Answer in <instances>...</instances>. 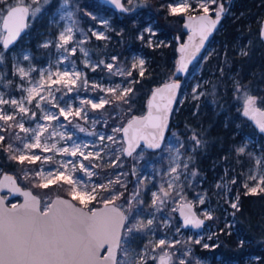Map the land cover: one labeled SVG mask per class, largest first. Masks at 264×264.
<instances>
[{"label":"snow or ice","instance_id":"obj_1","mask_svg":"<svg viewBox=\"0 0 264 264\" xmlns=\"http://www.w3.org/2000/svg\"><path fill=\"white\" fill-rule=\"evenodd\" d=\"M48 2L49 0H43L45 5ZM107 2L123 13L135 12L141 6L140 0L135 3L134 0ZM161 8L166 10L168 17H181L184 28L190 30L188 43L179 46L181 55L175 68L176 73H186L188 65L204 46V41L220 24L226 11L224 3L220 0H166ZM42 10L41 0H0V28L3 30L0 69L5 67L6 55H10L9 47L29 27L28 20L35 19ZM58 11L59 19L67 23L53 38L45 39L40 47H55L59 53L57 65L67 62L70 67L63 70L57 67L52 71L50 65L49 68L38 70L31 64V56L23 55V61H29L27 68L14 61L11 76L0 70V89H3L0 90V152L6 160L23 166L21 179L31 180L34 189L67 186L69 198L46 199L42 206L38 194L22 189L15 176L4 173L3 180H0V264H117V251L121 253L122 264H192L189 260L191 249L177 250L176 245L181 241L169 240L166 232H161L157 240L147 241L137 251H133L129 245L137 237H155L158 230L171 228L173 217L166 209L178 212L182 217L181 225L175 228L177 233L181 227L199 229L205 220L213 219L211 208L201 209L203 219L194 211L196 205H205L208 195L206 192H197L195 203L187 200L184 195L185 185L190 184L198 175L195 167L189 170L190 164L194 165V159L188 153L194 154L205 143L201 133L196 129L190 130L187 148L176 137L174 145L164 146L169 153V164L163 171V176L167 179L154 185L156 190L147 186L152 183L148 176H140L133 191L126 196L127 183L122 177L127 173L124 172H118L107 182L91 180L92 176L99 175L95 169L103 166V154L110 145L118 146L112 148V154L115 155V159L109 161L112 167H123L120 154L125 158L133 157L134 160L141 158L142 153H136V150L141 147L142 141L148 149L162 148L169 114L181 88L179 80L172 79L162 88L153 91L146 115H132L126 122L114 126L111 135L95 134L100 143L93 141L92 150H89L88 143L73 140L68 125H72L73 129L78 128L80 132L85 131L78 123L73 124L77 119L88 120L85 106L99 110L104 109L105 105H116L118 108L126 107L130 113L135 99L134 85L140 82L139 78L145 76L146 61L133 57L128 70L114 63L119 59L117 56H112V62L108 63L103 60L90 62L87 59L88 51L84 48L89 33L97 40L110 39L106 35L110 27L109 21L99 19L92 12H84V16L104 26L103 30L90 27L85 32L79 27L76 15L80 9L74 0H61ZM259 35L264 41V27L260 29ZM156 36V30L149 24L140 31L137 38L149 47H166L163 41L153 42ZM77 51L85 57L83 63L92 72L102 67L109 73L110 83L112 76L123 77L124 81L108 87L95 82L90 85L87 74L77 70L75 63L70 60V56ZM240 55L247 56L248 53L241 49ZM133 71H136L138 78L128 79L133 76ZM33 72L37 73L38 78H33ZM13 77L19 78V82L14 85L18 96L7 91L13 87ZM78 82L80 88L86 90L91 87L92 91L98 90L102 95L80 98L78 106L65 101V96L79 91ZM199 88L200 85L197 84L192 89L193 100H199L205 95L198 91ZM233 88L238 94L237 99L243 100V116L253 121L259 132L264 134V109L258 106L264 105V97L250 94L248 86L240 81H235ZM56 93H60V97ZM26 124L29 126L26 127ZM251 139L249 137L248 142L235 149L237 156L246 154ZM105 140L109 144H104ZM61 142L63 145L58 146ZM46 153L50 154L45 155ZM57 155L61 158L54 159ZM247 155L253 157L251 152H247ZM253 158L255 168L238 185L236 176H232L230 180L222 177L223 183L215 185L220 190L218 194H222L225 202L235 210L231 213L233 217L240 211V193H232L230 185L242 188L244 196H264V169H261L264 156ZM85 161L88 163L85 164ZM37 162H40L39 167H28ZM77 166L87 179L74 178ZM227 171L226 169V176ZM131 174L136 176L135 166L132 167ZM229 193H232V199L227 198ZM149 194L150 200L146 204L144 196ZM16 195L23 196L22 203H7ZM225 227L231 229L233 224L228 223ZM228 235H231L230 231ZM208 239H212V236ZM195 243L201 244V239H196ZM243 244L244 240H239L241 247ZM106 245L107 253L101 256L100 252ZM201 246L205 249L218 247L208 243ZM196 264H201V261L197 260Z\"/></svg>","mask_w":264,"mask_h":264},{"label":"rangeland","instance_id":"obj_2","mask_svg":"<svg viewBox=\"0 0 264 264\" xmlns=\"http://www.w3.org/2000/svg\"><path fill=\"white\" fill-rule=\"evenodd\" d=\"M93 3L94 6L99 7V10H93L89 7L87 8V5H84V3ZM136 0H134V3ZM220 2L223 3V0H220ZM231 2V0H230ZM61 3V0H49V2L45 5L43 4V0H41V6H42V12L38 14V16L35 19H29V28L27 31V34L23 36V38L18 42L13 48L8 49V52L10 55H6L5 59V67L3 69H0L2 71H5L8 76H11V69L12 64L14 61H18L21 63L22 66L25 68L28 67L29 61H23L22 57L23 55H30L31 56V64L36 69H46L49 68L51 65V70L55 71L57 67H59L61 70H63L66 67H70V65L65 62L63 64L57 65V57L59 53H57L55 47L50 48H42L40 47V44L43 43L45 39L53 38L54 35L57 33V31L62 28L67 21H63L59 19V11H58V5ZM74 3H76L79 6L80 11L77 12L76 18L79 20V27L82 28L85 32L88 31L90 27H94L96 30H103L104 26L99 24L97 21H93L90 18L83 15L84 12H92L93 14L97 15L99 19H106L109 21V29L106 32V35L111 38L112 32H117V28L114 26L113 21L110 16H107L103 12H101L102 8L108 5L102 3L100 0H74ZM140 7L136 8L135 12H129L130 14H136L138 11H140L141 7L146 6L145 0H140ZM89 6V5H88ZM231 6V5H230ZM230 6H226V13L225 17L230 16ZM101 7V9H100ZM212 7H215L214 5ZM111 8V7H109ZM113 9V8H111ZM114 10V9H113ZM115 11V10H114ZM117 12V11H115ZM121 13V12H120ZM243 15V14H242ZM241 15V16H242ZM55 18V22H54ZM248 19V17L246 18ZM149 24H151L154 29L157 32V36L154 38V43L157 40L163 41L167 47L171 45L173 40H177V35L171 36L170 40H164L163 38L159 37L160 30L158 27H156V22H149L144 25L141 30L144 27H147ZM251 24L248 23V26ZM247 26V27H248ZM42 31L40 28H42ZM249 28V27H248ZM250 29V28H249ZM247 31H251V30ZM36 31L38 32V35H35V39L38 40V50L37 52H34L30 47L26 46L28 42H30L29 38L31 37L30 33ZM224 31V30H222ZM3 30L0 28V41L3 40ZM243 36V35H242ZM241 36V37H242ZM240 37V38H241ZM238 39L237 43L234 45L235 51L240 55L241 49L244 51H247L249 53V48L251 44L253 43V39L250 41L248 39L245 43L242 42L241 39ZM108 40H97L95 37L91 36L89 33V39L84 44V48L88 51V57L87 59L90 62H97L100 60L105 61V63L112 62L111 57L116 56L114 55V50H116L117 46L115 45H109ZM141 41V40H140ZM143 42V41H142ZM143 46H147L145 43H143ZM220 41L218 39H212L209 43L208 48L206 49V52L204 56L199 59L190 69L188 75L183 80V86L185 87L184 92L182 94V97L180 99V106L183 103H188V106L195 103V110H203L204 108H207L208 106H211L214 102V99L217 98L219 101L221 100V96L218 95V88L220 85V82L218 81L216 76L210 73L208 69H205L206 62L210 60L211 56L217 55V50L220 48ZM0 48H2V44H0ZM143 48V47H142ZM139 49L132 53V55L129 57V61L126 63L121 62H114L116 64H119L124 69L128 70L131 67V64L133 63V57H140L145 59L147 68V71L150 67V58L145 53V48ZM152 48H158V47H150ZM85 57L77 51V53L73 56H70V60L75 63V66L77 70H80L87 74V78L89 81V84L95 82L102 84L105 87L111 86L115 83H121L124 81L123 77L120 76H112L111 77V83L109 80V73L107 70L101 68H98L96 72H92L90 68L85 67L83 61ZM173 65L171 67L172 71L176 68V62L177 58L173 59ZM115 71V68L113 69ZM205 71L208 72V74L205 73ZM136 71H133V76L136 75ZM32 76L34 79L38 78V75L36 72L32 73ZM132 76V77H133ZM132 77H129L128 79H133ZM230 79L232 81L231 86L229 85V88L232 89V94L235 95L234 103H235V109L240 111L242 113V107H243V100L237 99V93L234 91L233 85L235 81H240L241 83L248 86L250 89V94L255 95L257 97H263L259 96L255 93L256 86L251 85L250 83L243 81L241 77H239L238 73L230 75ZM13 87L8 89L7 91L12 92L13 95H19V93H16L14 91V85L15 83L19 82L18 77H13ZM197 84L200 85V88L198 91H202L205 93V95L201 96L199 100H193L192 98V89ZM79 91L73 92L69 96H65V101L72 102L75 106L79 105V99L80 98H95L99 95H102L98 90L92 91L91 87L88 89L80 88V82H78L77 85ZM3 90V89H0ZM57 97H60V93L55 94ZM63 103V101H61ZM223 105V102L221 103ZM259 105V104H258ZM198 106V108H197ZM87 110L88 120H74L73 124H79L81 127L85 128L84 132H80L78 128L73 129L72 125H68L69 132L73 137V140L80 142V143H88L89 144V150H92V142L95 141L97 144L100 142L97 140V136L95 134H104L105 136L112 134V128L114 126H119L122 123H124V118L122 114L117 113V116L120 117L117 123L114 126L110 127V120L105 119L103 114L98 113V110H92L90 106H85ZM101 110V109H99ZM220 114H216L214 118L219 117ZM199 118H204L205 114L201 113L198 115ZM39 118V113H38ZM129 119V118H128ZM127 119V120H128ZM95 120V123L93 121ZM126 120V121H127ZM125 121V122H126ZM55 123V122H53ZM175 124H177L175 122ZM201 124L202 121L198 120L195 122L194 125L191 127H187L186 134L182 132L176 127H172L171 131L169 132V136L166 140L165 145H174V137L178 138L179 140L184 142L185 148L188 146V136L191 135V129H196L197 132H201ZM26 127L29 125L26 124ZM226 126V125H225ZM253 125L249 122L246 123L244 121H238V123L235 125V128H237V132L243 134L242 139L239 141V143L235 146L234 150H229L227 154H223L222 157H210V152H219L221 150L220 146H214L213 142L209 140H205V143L202 147H200L194 154L188 153L190 155H193L194 159V165L190 164V169L192 167H195L198 171V175L195 177L194 180L190 181V184L185 185L184 195L187 200L193 201L195 203V195L197 192H206L207 198L205 205H196V210L198 211L199 215L201 212V209L204 208H211L213 219L208 220V223L205 226L204 231L202 232H196L192 229L188 230L184 227L180 228V231L177 233L175 232V228L177 226H180L182 221L180 219L178 212H171L170 209H166L169 215L173 217L172 226L171 228H163L158 230L157 235L155 237L148 236L146 238L137 237L129 247L133 251L139 250L147 241L149 240H157L160 238L161 232H166L169 240H179L181 241L180 244L176 245L177 250H183L184 248H190L191 249V256L189 257V260L192 262V264H196V261H201V264H258L257 258H259L258 255H249L246 256L243 261H229L224 258L223 255H214L213 250L214 248L209 247L207 249L203 248L201 245L203 243H208L209 245H218L219 237L218 234L221 232V229L226 228L225 225L228 223H232L233 227L231 229H227L229 232L235 231L236 226V219L235 216L233 217L231 213L235 210H233L228 203L225 202V198L220 193V190L215 187L217 183H223L221 178L223 177L224 180H230L232 176L237 177V185L244 179V176L249 174V171L253 168H255V159L253 157H261L264 156V136L261 135L254 127V130H252ZM210 128V126H209ZM208 131V130H207ZM202 131L203 138H209V131ZM93 133V134H90ZM23 135V134H21ZM235 136L237 135L234 134ZM233 134H230V138H233ZM119 136V134H117ZM251 137V142L248 143V149L247 152L253 153V157H249L247 155V152L245 155L237 156L235 149L239 146H241L242 143L248 142V138ZM58 139V138H57ZM210 142V144H209ZM104 144H109L107 140L104 141ZM63 142H61L60 145L62 146ZM164 145V146H165ZM118 147L117 145H110L108 148L105 149L104 152V162L103 166L100 168L95 169L96 172L99 173L97 176H92L91 180L96 182H107L108 179L114 178V176L118 172H124L127 173L125 177H122V179L127 183V195L131 193L134 189L135 182L138 177L140 176H148L151 180V184H147L149 188L152 190H156L154 185L163 182V180L167 179V177L163 176V171L168 167L169 164V153L165 147L163 149L155 152L154 159H149L148 157V150H146L145 147L139 148L136 153H142V157L139 159H133V157H127L125 158L123 154H120L121 160L123 162V167H112L110 164V159H115V155L112 154V148ZM208 150V151H207ZM38 151V150H37ZM181 151H184L181 149ZM136 153L133 154V156H136ZM50 153H46L45 155H49ZM214 154V153H213ZM217 154V153H216ZM61 157L57 155L54 159H60ZM207 162V163H205ZM40 166V162H38ZM88 162L85 161V164ZM204 163V164H203ZM204 165V167H202ZM50 166V165H49ZM135 166L136 168V176H133L131 174L132 167ZM48 167V166H46ZM113 168V169H112ZM227 171V176L225 175V170ZM261 169H264V162L261 164ZM241 173L244 175L242 176ZM75 177H83V174L79 171V168L77 166V171L74 173ZM84 179H87V177H83ZM183 179V178H182ZM32 185V182H31ZM237 185H230L232 188V193L239 192L243 190L242 188H238ZM59 189L60 186H57ZM67 189V186H65ZM31 188L35 193H37L32 187ZM68 191V189H67ZM125 193V195H126ZM232 193L228 194V199H232ZM38 194V193H37ZM40 195V194H38ZM62 196L68 197V195L61 194ZM126 195V196H127ZM42 199V206L43 201L46 199L53 200V196L46 197L40 195ZM69 198V197H68ZM146 204L150 200V194L144 196ZM22 200L21 197H14L9 200V203H19ZM122 201H117V203H121ZM201 216V215H200ZM203 217V216H201ZM227 232V233H228ZM215 234V235H213ZM209 236H212V239H208ZM201 239V244H196L195 240ZM241 240V239H240ZM123 247V245H122ZM175 251V250H173ZM157 252H160L159 249H157ZM129 255L131 256L132 253L130 252ZM175 259V257L173 258ZM122 264V257L121 253L119 251V257H118V263ZM152 264V262H150Z\"/></svg>","mask_w":264,"mask_h":264},{"label":"trees","instance_id":"obj_3","mask_svg":"<svg viewBox=\"0 0 264 264\" xmlns=\"http://www.w3.org/2000/svg\"><path fill=\"white\" fill-rule=\"evenodd\" d=\"M145 1L146 6L141 7L136 14L115 12L107 6L101 10V12L111 17L114 26L117 28V32H112L108 43L117 46L113 54L119 58L118 62L127 63L132 53L142 47L145 48V53L150 58L149 70L143 78H139L140 82L134 85L136 92L132 111L129 113L126 107L118 108L116 105H105L104 109L98 110V113L105 115V119L110 120V127L114 126L119 120L120 117L117 116L119 112L122 114L124 122L132 115L144 114L153 89L165 82L176 79L174 76L175 70L172 71L171 67L173 59L177 58L178 60L179 58L177 40H173L168 47L151 49L149 46H143L144 42L137 37L141 28L148 21H155V26L160 30L159 37L170 40L171 36L177 35L183 41L186 38L183 19L181 17H168L166 10L161 8L166 0ZM223 3L225 8L231 5L229 7L231 15L224 17L219 30L214 35L213 39L220 41V48L217 50V55L211 56L210 60L206 62L205 67L219 79L218 95L221 96V100L215 98L211 106L198 111L195 110V103L188 106L186 102L180 106L179 100L172 118V127L180 128L185 134L187 127H191L198 120L202 121L200 133L202 134L204 130L209 131V138H204V140L210 139L214 146H220L221 148L219 152L212 151L209 155L210 157L216 156L219 158L224 153L227 154L229 150H234L242 139L243 134L238 133L237 128H235L238 121L249 124L242 113L235 109V95L232 94V89L229 88V85L232 84L230 75L238 73L243 81L256 86V94L264 97V43L259 35L264 20V0H231V2L230 0H223ZM84 5L93 10H99V7H95L93 3L89 4L86 1ZM247 17L248 19H246ZM248 23L251 25L248 26ZM42 29L43 27L38 31H42ZM248 29L252 30L247 31ZM30 35V42L26 46L37 52L39 51L37 48L38 40L34 36L38 35V32L31 31ZM239 38L243 43L248 39L250 41L253 39L247 56L239 55L234 49V45ZM205 73L208 74L207 71ZM132 78H138L137 74ZM184 89L185 87L182 85L181 97ZM258 106L264 108V105ZM201 113L205 114L204 118L198 117ZM216 114H220V116L215 119ZM252 130H254L253 127ZM230 134L234 135L233 138H230ZM154 155L155 152H148L149 159H154ZM38 165L37 162L28 167L35 169ZM5 172L14 174L24 187H32L31 180L21 179L24 173L23 166L6 160L4 154L0 152V176ZM34 190L46 197L67 195L65 186L60 189L57 186H52L47 190L39 188ZM243 191H240V211L235 214V231L228 235L227 229L224 228V231L218 234L219 244L218 247L214 248L213 253L215 256L223 255L229 261H243L246 256L258 255L259 260L257 263L264 264V196H244ZM240 239L244 240L242 247L239 245Z\"/></svg>","mask_w":264,"mask_h":264},{"label":"water","instance_id":"obj_4","mask_svg":"<svg viewBox=\"0 0 264 264\" xmlns=\"http://www.w3.org/2000/svg\"><path fill=\"white\" fill-rule=\"evenodd\" d=\"M100 1H101L102 3L108 5L109 7L113 8L115 11L120 12L118 9H115L111 4H109V3L107 2V0H100ZM222 19H223V17H222ZM222 19H221V21H220V24L217 26L216 30H214V31L208 36L207 40L204 41V46L200 49V51H199L198 53H196L195 58L192 60V63H190V64L188 65V71H187L186 73H176V72H175V75H174V76H175L176 79L179 80V82H180V84H181V88H180V89L178 90V92H177V96H176V98H175V100H174V102H173V105H172V110H171V112H170V114H169L168 126H167V128L165 129L164 139H163V141H162V148H161V149H163V147H164V145H165V143H166V140H167V138H168V136H169V132H170L171 129H172V118H173V114H174V112H175V110H176V108H177L178 102H179V100H180V98H181V92H182V85H183V84H182L181 79H179V78H183V77L187 76V74L189 73V70H190L191 65H193L195 62H197V61L199 60V58L205 53L206 49H207L208 46H209L210 40L214 37V35L216 34V32L219 30L220 25H221V22H222ZM28 24H29V20H28ZM262 27H264V20L262 21V24H261V28H262ZM28 28H29V27H28ZM28 28L25 29V30L21 33V35L17 38V40L14 42V44L11 45V46L9 47V49L13 48L18 42H20V40L23 38V36H25V35L27 34ZM184 29H185V31L188 33V36H189V35L191 34V33H190V30H189V29H186V28H184ZM188 36H187V38L185 39L184 42H181L180 39L178 40V41H179V44H178V46H177V49H179L180 44H186V43H188ZM197 39H198V37H197ZM263 43H264V41H263ZM178 52H179V50H178ZM179 53H180V52H179ZM180 55H181V54H180ZM179 59H180V56H179L178 60H179ZM168 82H170V81H168ZM168 82H165V83H168ZM165 83H163V84L157 86L156 88H162L163 85H164ZM156 88H154L153 91H154ZM153 91L151 92V94H150V96H149V99L151 98ZM149 99H148V101H149ZM147 105H148V102H147ZM259 107H260V106H259ZM261 108L264 109L263 107H261ZM147 111H148V107H147L146 112H145L144 114H142V115H146V114H147ZM137 116H141V115H137ZM242 116H243V114H242ZM243 117H244L245 119H247V120L253 125V127L259 132V130H258L257 127L255 126V124H254L253 121H251L248 117H245V116H243ZM259 133H260V132H259ZM260 134L264 136V134H262V133H260ZM141 147H145L143 141L141 142ZM141 147H140V148H141ZM145 148H146V147H145ZM138 149H139V148H137V150H138ZM161 149L153 150V149H148V148H146V150H148L149 152H156V151H159V150H161ZM137 150H136V151H137ZM5 173H7V172H5ZM3 174H4V173H3ZM3 174L0 176V180H3ZM7 174H8V175H13V176H15V175L12 174V173H7ZM15 178H16V182H17V184H18L22 189H24V190H32L31 188L24 187V186L19 182V180H18V178H17L16 176H15ZM4 191H7V189H5ZM32 191H33V190H32ZM33 193H34V194H37V193H35L34 191H33ZM39 196H40V195H39ZM15 197H21L22 200H21L19 203H22V202H23V199H24L23 196L16 195ZM57 197L64 198V199H67V198H68V197H66V196L57 195V196H55V197L53 198V200L56 199ZM13 198H14V197H13ZM41 200H42V199H41ZM7 203H9V201H7ZM9 204H10V203H9ZM194 211H196L197 215L200 216L199 213H198V211L196 210V207L194 208ZM179 216H180V215H179ZM200 218L203 219V217H201V216H200ZM180 219H181V221H182V217H180ZM207 223H208V220H205L204 225H203L201 228H199V229L193 228V227H191V226H189V227H187V228H185V229H188V230L192 229V230H194V231H196V232H202V231H204L205 226H206ZM106 253H107V245L101 250L100 255H101V256H104V255H106ZM118 257H119V251H117V254H116V261H117V263H118Z\"/></svg>","mask_w":264,"mask_h":264},{"label":"flooded vegetation","instance_id":"obj_5","mask_svg":"<svg viewBox=\"0 0 264 264\" xmlns=\"http://www.w3.org/2000/svg\"><path fill=\"white\" fill-rule=\"evenodd\" d=\"M224 6H225V5H224ZM225 10H226V8H225ZM225 13H226V11H225ZM224 17H225V14L223 15V19H224ZM223 19H222V20H223ZM221 23H222V22H221ZM184 30H185V29H184ZM185 32H186V31H185ZM187 36H188V33L186 32V38H187ZM186 38H185V39H186ZM185 39H184L183 41L180 39V41H181V42H184ZM212 39H213V38H212ZM212 39H211V40H212ZM211 40H210V42H211ZM177 42H178V44H179V41H178V40H177ZM177 52H178V49H177ZM205 52H206V51H205ZM179 56H180V53L178 52V57H179ZM177 61H178V60H177ZM176 63H177V62H176ZM195 63H196V62H195ZM195 63H194V64H195ZM194 64H193V65H194ZM193 65H191V67H192ZM191 67H190V69H191ZM189 71H190V70H189ZM187 75H188V74H187ZM185 77H186V76H185ZM185 77L181 78L182 84H183V80H184Z\"/></svg>","mask_w":264,"mask_h":264}]
</instances>
